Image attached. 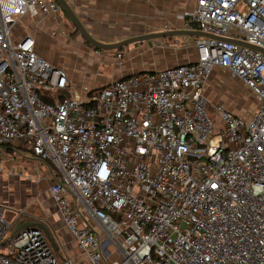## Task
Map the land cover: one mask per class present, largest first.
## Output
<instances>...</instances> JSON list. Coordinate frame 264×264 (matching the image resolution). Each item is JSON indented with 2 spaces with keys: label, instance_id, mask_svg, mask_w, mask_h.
Masks as SVG:
<instances>
[{
  "label": "built area",
  "instance_id": "2783aa9c",
  "mask_svg": "<svg viewBox=\"0 0 264 264\" xmlns=\"http://www.w3.org/2000/svg\"><path fill=\"white\" fill-rule=\"evenodd\" d=\"M61 10L0 0V168L14 143L47 163L51 197L90 264H264V52L239 43L264 48V0H196L187 29L215 37L197 38L194 62L73 95L16 28L41 15L68 34ZM215 68L249 88L254 111L211 106ZM14 225L0 206V264H75L57 259L42 228Z\"/></svg>",
  "mask_w": 264,
  "mask_h": 264
},
{
  "label": "crops",
  "instance_id": "0c3cea01",
  "mask_svg": "<svg viewBox=\"0 0 264 264\" xmlns=\"http://www.w3.org/2000/svg\"><path fill=\"white\" fill-rule=\"evenodd\" d=\"M195 6L196 0H86L80 2L75 11L96 38L104 42H116L133 35L187 28L185 14L193 10ZM55 21L54 18L40 15L24 20L28 25L27 29L16 28L21 33L32 35L36 40V51L66 72L71 84V90L67 92V95L102 87L112 80L132 74L188 64L197 59V36L157 38L151 42L131 43L122 49L96 50L75 44L74 40L59 30ZM58 35H61V39L62 36L64 39H67L65 37L70 38V43L62 41L69 48H58L59 44H62L56 38ZM70 45L74 48H70ZM118 53H122V57H118ZM218 69L229 73L228 81L236 83L237 78L223 68H215L210 77L216 74ZM217 76L219 75L206 81L204 93L207 98V86L216 82L221 83ZM237 86L241 90L248 88L244 83L243 86L239 83ZM235 90H237L236 87ZM231 92L235 93L233 90ZM208 100L211 104L209 98ZM215 101L216 105H221L239 115L247 116L253 109L249 107L250 105L247 107L237 105L233 109L225 107L221 101ZM27 151L16 143L9 144L3 149L4 164L7 163L12 168L24 170V172L2 174L0 187L3 191H0L5 195L11 193L13 181L25 184L27 188L25 191L30 195L29 198L39 206V209L36 207L34 213L26 214V211L22 209H14L10 212L7 207L2 204L0 206L6 208V216L14 224L35 222L46 226L51 237L49 239L47 236L48 240L60 262L66 257H74L76 258L75 264H90L78 248L75 235L67 227L56 202L51 197L52 179L49 176L47 163L31 153L30 156L27 155ZM83 213L84 217L80 218L81 225L86 224L90 219L85 211ZM100 234L103 236L102 232Z\"/></svg>",
  "mask_w": 264,
  "mask_h": 264
},
{
  "label": "rangeland",
  "instance_id": "374dc122",
  "mask_svg": "<svg viewBox=\"0 0 264 264\" xmlns=\"http://www.w3.org/2000/svg\"><path fill=\"white\" fill-rule=\"evenodd\" d=\"M60 17L63 20L64 25L68 28L67 36H69L72 40H74L75 44L78 43L82 46L93 48L83 39L80 32L77 29H75L74 25L71 23V21L66 16V14L64 13L63 10L60 11ZM26 25L27 24L25 22H21L16 27L20 30H23L24 28L25 29L28 28V25L27 26ZM69 37H65L67 39H64L62 36V39H61V35L56 36V38H58V40H59L58 42H60V43H62V41L65 43H66V41L70 43ZM59 45H60V47H58V48H60V49L69 48V46H66L63 43L59 44ZM70 48H74V47L70 45ZM217 71L218 72H216V74H213L209 79H207L209 81L215 75H219L217 77H218L219 81L221 82V83H217V82L212 83L210 86L209 85L207 86V96L210 99V101L212 102L211 106H216L215 100H217V101H221L225 107H231L233 109L236 108L237 105L240 107H247V105L248 106L250 105L249 107L253 108L251 110L254 111L256 109V107H257L256 105L258 103L257 98H255V95L248 88L245 90H241L237 86L238 83L241 86H243V83L239 79H237V81H236L237 84H236L234 81H228V78H230L229 73H227L226 71H223L222 69H218ZM235 87L237 90H235ZM231 90H233V92H235V93L232 94ZM240 107H238V108H240ZM209 113H210V115H211V117L215 123L216 132H219L222 125H223V121H222L221 117L219 116V113L214 108H211V107L209 108ZM27 152H28L27 155H29L31 153L30 151H27ZM4 163H5V161L3 162V165L0 168V177H2L3 176L2 174H4V173H12V172H16V171L24 172V170L12 168L7 163H6V165ZM10 183H11V181H10ZM11 186H12V189H11L12 192L8 193L9 195L8 194L5 195L4 192L2 193L3 190L0 187V190H2V191H0V204L7 207L10 212H13L14 209H22V210L26 211V214L34 213L36 207L38 208L39 206L35 203L34 200H31L29 198L30 195H28L27 191H25V189H27L26 185L21 184L20 182L17 183V182L13 181ZM3 188H4V186H3ZM4 190H7V189H4ZM37 214H38V212H37ZM7 219H8V217H7Z\"/></svg>",
  "mask_w": 264,
  "mask_h": 264
},
{
  "label": "water",
  "instance_id": "95a60500",
  "mask_svg": "<svg viewBox=\"0 0 264 264\" xmlns=\"http://www.w3.org/2000/svg\"><path fill=\"white\" fill-rule=\"evenodd\" d=\"M61 6V9L64 11L66 16L69 18L71 23L74 25L75 29H77L83 39L89 43L96 50H114L120 49L125 46H128L131 43L139 42V41H149L151 42L157 38H167V37H175L181 35H189V36H197V37H215L213 34L200 31V30H192L187 28L181 29H166L156 32L144 33L139 35L129 36L122 40L116 42H104L98 38H96L90 30L87 28L84 21L79 17L77 12L70 6V4L66 0H57ZM242 45H246L249 47H253L255 49H259L264 52V48H260L255 46L254 44H249L246 42H239ZM29 226H38L43 229V231L47 234L49 239H51L48 228L43 224L35 223V222H19L13 232L18 231L20 228L29 227Z\"/></svg>",
  "mask_w": 264,
  "mask_h": 264
},
{
  "label": "trees",
  "instance_id": "16d2710c",
  "mask_svg": "<svg viewBox=\"0 0 264 264\" xmlns=\"http://www.w3.org/2000/svg\"><path fill=\"white\" fill-rule=\"evenodd\" d=\"M89 44V43H88ZM90 45V44H89ZM91 46V45H90ZM122 49V48H121ZM15 226H16V224L14 225V227L13 228H15Z\"/></svg>",
  "mask_w": 264,
  "mask_h": 264
}]
</instances>
